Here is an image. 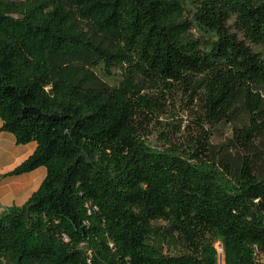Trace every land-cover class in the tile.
<instances>
[{
  "label": "trees",
  "instance_id": "obj_1",
  "mask_svg": "<svg viewBox=\"0 0 264 264\" xmlns=\"http://www.w3.org/2000/svg\"><path fill=\"white\" fill-rule=\"evenodd\" d=\"M175 103L186 143L147 145ZM0 120L35 144L4 176L45 169L7 264H264V0H0Z\"/></svg>",
  "mask_w": 264,
  "mask_h": 264
},
{
  "label": "rangeland",
  "instance_id": "obj_2",
  "mask_svg": "<svg viewBox=\"0 0 264 264\" xmlns=\"http://www.w3.org/2000/svg\"><path fill=\"white\" fill-rule=\"evenodd\" d=\"M94 72L97 76H99L100 79H102L108 84H115L117 82L118 74L113 69H110V73L108 74L102 69V66H98L94 69ZM191 124L192 123L188 115L183 110V107L181 105H179L178 103H175L174 105H166L165 112L157 115L154 119L152 126V134L146 137L144 141L147 145L151 147L160 148L165 143V139L163 138L164 136L168 140L174 142L180 141L185 144V136L188 131L187 128L190 127ZM204 128L208 130L209 141L213 145H221L223 143H227L231 139L232 129L230 124L220 123L218 125L213 126L205 125ZM182 133L184 134V137L180 135ZM39 170L40 171H38V173H34L37 177L40 176L39 174H45V169L43 167H39ZM1 179L2 177L0 176V196L6 191V187L1 186ZM10 187L12 186L10 185ZM30 193L31 192H27V195H30ZM23 201V198H19L18 200H15L14 205H21ZM154 224L161 226L164 225L163 222H157ZM214 248L218 259L217 264H224L223 251L220 243L216 242L214 244Z\"/></svg>",
  "mask_w": 264,
  "mask_h": 264
},
{
  "label": "crops",
  "instance_id": "obj_3",
  "mask_svg": "<svg viewBox=\"0 0 264 264\" xmlns=\"http://www.w3.org/2000/svg\"><path fill=\"white\" fill-rule=\"evenodd\" d=\"M1 125L2 123L0 120V127ZM34 147V143L17 145L12 134L10 135V133L0 130L1 186L6 187V191L0 196V206L6 207L14 205L15 200H18L19 198H23L24 203L29 197L27 192L32 193L41 183L44 175L39 174L40 176L37 177L34 174L40 171L39 168L18 176H4V174L11 171L16 165L25 159L33 151ZM10 185L12 187H10Z\"/></svg>",
  "mask_w": 264,
  "mask_h": 264
},
{
  "label": "built area",
  "instance_id": "obj_4",
  "mask_svg": "<svg viewBox=\"0 0 264 264\" xmlns=\"http://www.w3.org/2000/svg\"><path fill=\"white\" fill-rule=\"evenodd\" d=\"M0 264H7V263L3 260H0Z\"/></svg>",
  "mask_w": 264,
  "mask_h": 264
}]
</instances>
